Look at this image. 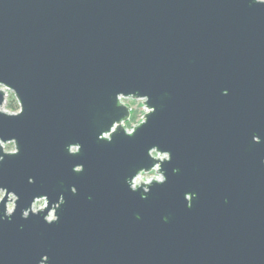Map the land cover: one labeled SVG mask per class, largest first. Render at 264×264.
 <instances>
[{"label":"water","instance_id":"water-1","mask_svg":"<svg viewBox=\"0 0 264 264\" xmlns=\"http://www.w3.org/2000/svg\"><path fill=\"white\" fill-rule=\"evenodd\" d=\"M0 85V187L20 197L0 264H264V5L0 0ZM120 96L155 112L100 140L131 115ZM158 163L167 182L132 190ZM34 195L46 210L21 219Z\"/></svg>","mask_w":264,"mask_h":264},{"label":"clouds","instance_id":"clouds-1","mask_svg":"<svg viewBox=\"0 0 264 264\" xmlns=\"http://www.w3.org/2000/svg\"><path fill=\"white\" fill-rule=\"evenodd\" d=\"M256 4H262L264 5V0H255ZM3 85H0V88H3ZM224 94H227V90H225ZM121 103L125 106H138L139 108V114L138 118H136V113L133 112L132 115L128 114V118L124 119L120 122L119 125L114 124L110 132H105L103 136L98 137V139H107L108 142L112 141V133L116 131V128L122 127L124 129V134L126 136H133L136 132L135 129L139 126L146 124L147 121L145 119L146 114L155 112V108L149 109L144 107V100L143 99H133L129 97L128 99H125L123 96H120ZM7 111V109H5ZM16 114H19L21 112V108L19 106V102L17 101V106L15 109ZM76 145H81L79 143H74ZM3 152L4 154H12V155H18V149L16 146L15 141H9L8 143H5L3 145ZM80 151H78V146L71 147V154L78 155ZM150 156L153 158H159L161 161L168 160L169 162L172 159V154L170 151H166L164 155L162 156L160 152L157 150L156 147H153L150 151ZM3 156H0V162H3ZM264 163V161H262ZM140 171L138 175H136L133 178L132 181V190L136 188L137 185L141 183V181L147 183L149 181L155 180L159 185L165 184L167 182V177L160 173L158 174V169L161 168V165L155 164L152 167L148 168L147 166L139 167ZM72 171L74 173H81L84 171V165L77 163L73 166ZM173 171H177V169H173ZM28 183L32 184L35 183V180L32 177H29ZM70 191L73 195L77 193L76 186H71ZM145 193H150V190L145 188ZM7 195L8 199L5 201V196ZM195 197L194 193H190V195L187 197L188 206H191V202L193 198ZM141 198L144 199L146 196L141 195ZM20 200V197L16 194V191L13 190L11 192L8 191V187H0V204L3 205V209L0 210V222H3L5 220L11 222L12 217L17 212V202ZM56 203H53L51 206V209L47 211V215L42 216L43 222L46 224H54L59 222L60 216L56 214V209L60 208L61 205L65 203V197L61 193L58 195L56 199ZM49 201L47 199L46 195H34L31 199V202L28 206L20 209V217L21 219L27 220L30 217V213L32 216H41L40 214L46 210V206L48 205ZM45 258L47 259L48 256L46 255ZM42 264V262H41Z\"/></svg>","mask_w":264,"mask_h":264},{"label":"trees","instance_id":"trees-1","mask_svg":"<svg viewBox=\"0 0 264 264\" xmlns=\"http://www.w3.org/2000/svg\"><path fill=\"white\" fill-rule=\"evenodd\" d=\"M17 106V101L13 95H10L7 99V103L5 104V108L10 112H15Z\"/></svg>","mask_w":264,"mask_h":264},{"label":"rangeland","instance_id":"rangeland-1","mask_svg":"<svg viewBox=\"0 0 264 264\" xmlns=\"http://www.w3.org/2000/svg\"><path fill=\"white\" fill-rule=\"evenodd\" d=\"M8 97L10 96V95H13V93L11 92V91H8ZM8 99V98H7ZM130 107V106H129ZM145 107V106H144ZM130 109H131V115L133 114V112H135L136 113V118H138V114H139V108H138V106H131L130 107ZM4 145V144H3Z\"/></svg>","mask_w":264,"mask_h":264},{"label":"snow or ice","instance_id":"snow-or-ice-1","mask_svg":"<svg viewBox=\"0 0 264 264\" xmlns=\"http://www.w3.org/2000/svg\"><path fill=\"white\" fill-rule=\"evenodd\" d=\"M125 107H127V105H125Z\"/></svg>","mask_w":264,"mask_h":264},{"label":"built area","instance_id":"built-area-1","mask_svg":"<svg viewBox=\"0 0 264 264\" xmlns=\"http://www.w3.org/2000/svg\"><path fill=\"white\" fill-rule=\"evenodd\" d=\"M141 182H143V181H141ZM150 182V181H149Z\"/></svg>","mask_w":264,"mask_h":264}]
</instances>
